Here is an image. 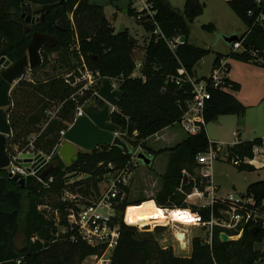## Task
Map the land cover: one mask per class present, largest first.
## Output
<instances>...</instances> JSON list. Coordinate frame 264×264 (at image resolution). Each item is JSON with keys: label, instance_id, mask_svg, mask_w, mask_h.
I'll return each instance as SVG.
<instances>
[{"label": "trees", "instance_id": "trees-1", "mask_svg": "<svg viewBox=\"0 0 264 264\" xmlns=\"http://www.w3.org/2000/svg\"><path fill=\"white\" fill-rule=\"evenodd\" d=\"M41 7L39 15L44 20L28 29L21 14L20 0H0V60L5 57L12 63L27 54L28 45L35 33L56 36L58 43L53 48H43V65L30 72L31 81L22 79L12 92V106L7 109L12 136L7 139V148L23 151L29 144V138L36 135L34 151L52 155V171L44 179L54 178L49 188H45L36 178L27 179L25 187L11 179L7 170H0V264H83L89 257L98 254L99 248L87 245L80 239L73 241L67 236L58 235L55 221L47 219L39 206L50 190L56 194L66 188L64 179L69 172L75 176H85L83 181L75 182L70 189L84 198H93L99 194V184L103 176L112 171L125 168L131 157L118 147H101L91 153L80 152L78 160L67 166L59 157L57 149L63 143L62 131H67L74 123L77 109L97 102L91 91L75 95L83 85L73 88L62 77L76 68L83 56L92 71L99 72L101 80L95 87L99 90L105 78L121 79L119 89L123 95L118 102L117 111L112 115L113 124L121 128L122 138L133 148L145 147V142L166 128L180 124L187 112L188 104L194 99L193 88L189 83L176 85L172 80L188 78L196 82V67L208 57L210 49L199 48L190 43V25L203 12L199 0H186L183 12L177 11L168 0H148L155 12V23L138 20L145 30L152 33L145 51L140 69V77L132 78L136 70L133 61V49L127 30L123 34L115 32L105 17L104 7L91 4L90 0H31ZM227 5L234 11L247 31L239 42L243 53L231 52L230 55L217 54L212 67L218 66L222 59H235L253 62L251 52L264 60V1L229 0ZM10 6L16 14L8 11ZM130 14V11H129ZM72 15V21L70 19ZM133 15V14H130ZM212 26H202L209 29ZM158 34H155L157 32ZM174 40L185 36L187 42L178 45L172 52L164 39ZM78 45V51H72ZM56 54V67L66 70L61 77L47 72L50 56ZM60 65H59V64ZM53 64V63H52ZM264 68V66H263ZM44 71L45 80L39 81L35 75ZM230 65L228 64V73ZM241 85L230 79L227 89L210 88L212 99L204 109L205 125L219 115L235 114L243 117L246 107L229 91H239ZM54 110L55 118L49 123L48 112ZM59 110V111H58ZM48 123V124H47ZM47 124V125H46ZM262 148L263 139L237 143L228 149V162H233L240 171L254 172L256 167L245 163L255 158L256 148ZM210 148L216 149L217 143H211L205 128L197 136H188L171 149L148 151L151 157L168 154V162L161 177V188L153 200H142L130 207H138L146 202L155 201L165 210H189L187 197L194 189L204 191L206 179L199 177L197 157ZM186 177V181H185ZM127 193L130 192L126 189ZM247 195L264 200V181L254 182L248 188ZM61 214V225L66 226L65 205L59 201L56 207ZM220 203L213 209L191 207L192 213L200 215L203 221H209L212 215L221 218ZM164 229L157 227L156 232H140L138 227L121 223L119 245L114 251L112 264H264V252L255 245L263 240V235H252L246 227L242 236L234 231L215 227L212 245H207L199 237L193 238L189 257H178L171 248L162 249L155 237ZM226 232L232 240L222 243L220 234ZM23 236V247L16 245L17 236ZM36 238V240H35Z\"/></svg>", "mask_w": 264, "mask_h": 264}, {"label": "rangeland", "instance_id": "rangeland-1", "mask_svg": "<svg viewBox=\"0 0 264 264\" xmlns=\"http://www.w3.org/2000/svg\"><path fill=\"white\" fill-rule=\"evenodd\" d=\"M26 3L31 4V14L40 17L39 13L41 7L34 4L31 0H24ZM91 4H96L104 7L105 17L109 24L113 27L115 32L118 33L121 25H125L127 33L130 37H135L139 40L132 52L133 61L135 64H140L145 57L144 48L150 42L152 33L145 30L142 23L138 21L136 15L139 7H136L135 0H90ZM169 3L177 11L183 12L186 0H168ZM203 5V12L198 18L190 25V43L196 47L210 49L212 53L203 59L196 67V78H206L210 75L213 62L217 54L230 55L232 48L226 43L224 37L233 36L235 34L241 37L247 31L246 26L234 13V11L227 5L225 0H199ZM8 11H12L13 15L17 10L14 6H10ZM133 14L130 15L129 14ZM22 14V11H18ZM72 15H70L71 19ZM72 21V20H71ZM202 26H212L209 29L202 28ZM31 29L32 26H24ZM72 51H77V45H73ZM244 51L241 49L239 54ZM254 57L253 62H242L235 59H229L231 71L229 76L241 85L239 91L232 93L235 98L246 107V112L243 117H238L235 114L219 115L216 119L212 120L205 126V131L211 143H217L223 146V153L220 155L219 160L215 161L212 165L213 180L219 191L218 196L226 197L228 195H245L248 193L249 186L254 182L264 181V165L257 167L254 172L240 171L234 166L233 162H228V149L235 144L234 132H238L240 139L239 143L246 141H253L255 138H261L264 141V60L259 58V55L252 53ZM57 55H51L50 63L47 67V72H51V67L56 65L54 63ZM43 58V56H42ZM53 63V64H52ZM59 64V63H58ZM76 70L80 64L79 61L75 62ZM60 65V64H59ZM89 69H91L89 67ZM66 70L62 67H56V71L52 73L54 76L61 77ZM44 71H41L35 77L39 81H44ZM31 77V74H27ZM64 76L62 77V79ZM26 80V77L23 78ZM19 83V82H18ZM17 83V84H18ZM15 84V87L17 86ZM14 87V89H15ZM13 89V90H14ZM13 92V91H12ZM117 111V109L115 110ZM55 115L57 112L54 110L49 111ZM48 112V113H49ZM171 130L164 131L158 137H151L145 142V148L139 146L136 149L131 147L132 150L141 153L143 151H160L171 149L176 145L183 142L187 135L181 129L179 124L170 128ZM118 136L122 138L121 132ZM172 137V138H171ZM123 139V138H122ZM242 141V142H241ZM64 143V142H63ZM170 146V147H168ZM138 148H142L141 151ZM84 152V151H80ZM261 152V148L255 154ZM261 155V153H260ZM263 156V155H261ZM259 158V157H258ZM260 159V158H259ZM167 154H161L157 157L153 170L142 165L139 161L138 167L134 170V178L131 181L129 199L131 204L138 203L142 200H153L154 195L161 188V175L163 174L166 166ZM197 174V173H196ZM67 181L77 182L83 181L85 176H75L73 172H69L64 178ZM26 184H27V180ZM102 189V186L99 190ZM61 193L56 194L52 189L46 197L42 199L39 206V212H42L47 219H52L57 224L56 208L59 201L61 202ZM189 210L191 207L188 205ZM192 212V211H191ZM138 227V226H137ZM157 227H162L164 230L155 235L160 247L162 249L171 248L174 254L178 257H189L191 251V242L193 238L199 237L202 240L209 236L207 229L200 226L184 227L177 224H156L147 227H138L140 232H156ZM60 226L57 227L58 232L61 231ZM183 232L186 235V251L181 248L182 242L178 239L177 233ZM23 236L19 235L16 238V245L18 248L23 247ZM36 240V238H35ZM257 250L264 252V246L255 245ZM185 251V252H184ZM91 259H86L83 264H91Z\"/></svg>", "mask_w": 264, "mask_h": 264}, {"label": "built area", "instance_id": "built-area-1", "mask_svg": "<svg viewBox=\"0 0 264 264\" xmlns=\"http://www.w3.org/2000/svg\"><path fill=\"white\" fill-rule=\"evenodd\" d=\"M135 1V10H137V6L139 7L138 11H136L137 19L155 23V12L148 0ZM158 33L157 30L155 34ZM161 38L164 39L172 52H175L178 45H181L179 43L180 37L174 40H167L162 35ZM231 48L232 52L243 50L240 42L233 44ZM76 50L79 52L78 45ZM141 67L142 62L136 65V70L131 75L132 78L140 77ZM29 73L30 71L26 72L25 75ZM63 79L68 86L73 88L78 85H83L79 91L70 97L71 99H73L75 95H83L84 91H93L91 96L101 100L98 96L99 90H95V87L101 80V76L99 72L89 69L83 56H80L78 68L65 73ZM228 79V61L227 59H222L218 66L215 68L212 67L210 75L200 82H196V79L192 78L186 80H172L178 86H181L183 83H189L193 88L194 99L188 104L187 112L184 114L179 124L186 135L197 136L202 132L205 128L204 109L207 102L212 99L210 88L227 89ZM110 80L114 88L119 89V82L122 80V77L121 79ZM86 105H88V103L77 109L75 120L83 114L82 109ZM55 115L51 114V112L48 113V123L55 118ZM65 133L66 131L61 132L62 142H64L63 137ZM233 136L237 139L238 133L234 132ZM35 140L36 135H32L29 138L27 148L23 151H19L16 147L12 150L7 148L10 165L6 170L11 179L15 176H19L21 179L25 180L33 177L45 188H49L54 178L51 177L48 181H44L40 179V175L50 165L52 155H46L42 152L36 153L33 145ZM236 143H238V140H236ZM259 148H256L255 153L259 151ZM141 149L142 148H138L140 151ZM143 152L151 157L148 151ZM24 153H33L35 156L41 155L42 161L25 162L24 159L20 158V155ZM222 153L223 146L217 144L216 149L210 148L207 152L198 155L197 164L199 168L196 170V173L199 177L208 180V183L204 191L195 188L193 193L187 197L186 203L190 207H197L199 209H213L214 205L217 203L223 206L225 205V208L221 210V218H215L212 215L209 221H203L199 214L194 213L198 220V226L207 229L209 232V236L204 239L207 245H212V235L215 227L237 232L239 234L238 237L242 236L246 227H250V231L251 229H258L259 232L257 235H263V240L259 242L258 245L264 246V200L259 201L254 196L247 194L240 196L228 195L226 197L218 196V187L212 180V165L215 161L219 160ZM260 153L255 154L253 160H245V163L251 164L261 156ZM138 154V151H134L131 162L125 168L112 170L103 176V180L99 184V188L102 186V189L99 190V194L96 197L86 199L78 192L72 191L70 187L75 183L72 181L66 183V188L61 194V202L65 205L67 225H61V214L58 210V212H56L58 216L56 226L63 228L58 232V235L67 236V234L70 233L68 237L69 240L73 241L75 239H80L89 246L99 248L98 254L88 258L92 260L91 264H112V257L115 249L119 245L121 237V223L124 222L128 224L126 221L127 210L133 205L129 199L130 192L127 193L126 189L130 190L131 181L134 178V170L139 165L137 158ZM35 163L37 164L32 168ZM28 164L30 165L29 167L26 166ZM223 214L228 215V219H225ZM179 243L181 244V242ZM182 249L186 251V243L185 247ZM20 263L21 262L18 261V264Z\"/></svg>", "mask_w": 264, "mask_h": 264}, {"label": "water", "instance_id": "water-1", "mask_svg": "<svg viewBox=\"0 0 264 264\" xmlns=\"http://www.w3.org/2000/svg\"><path fill=\"white\" fill-rule=\"evenodd\" d=\"M24 1V0H20ZM22 18L28 17L26 20L27 26L35 25L44 20V15L34 17L31 13V4L23 2L22 4ZM30 29H26L28 33ZM126 32L125 25H121L118 34ZM226 43L231 47L233 44L239 42V37L236 35L224 37ZM130 44H139V40L135 37L129 38ZM187 38L181 36L179 38L180 44H185ZM58 38L56 36L35 33L28 45L27 54L12 63L6 58L0 60V170H6L10 165V159L7 150V139L12 136V129L8 121L7 109L12 106L11 93L19 81L24 78L26 72L36 71L43 65L42 50L43 48H53L57 45ZM123 95V91L115 89L110 78H105L99 88L98 96L104 103L100 106L97 102L90 103L83 107V114L79 116L64 135V143L58 148V155L61 160L70 166L78 160L80 151L91 153L101 147H118L123 150L125 154L134 155V150L130 145L118 136L121 128L112 122V115L118 108V102ZM25 162H40L41 155L35 156L33 153H24L20 155ZM138 161L147 168L152 169L155 157H149L144 152L138 154ZM35 163L33 167H35ZM29 167L30 165H26ZM53 165H49L40 175V179L44 180L52 171ZM30 170V169H29ZM13 180L18 182L21 187L26 186L25 179L19 176L13 177ZM186 181V177H185ZM225 219L228 215L223 214ZM258 229H251L252 235L258 234ZM179 237L180 235L177 234ZM222 243H229L230 236L222 232L220 234ZM183 248V243H181Z\"/></svg>", "mask_w": 264, "mask_h": 264}, {"label": "bare ground", "instance_id": "bare-ground-1", "mask_svg": "<svg viewBox=\"0 0 264 264\" xmlns=\"http://www.w3.org/2000/svg\"><path fill=\"white\" fill-rule=\"evenodd\" d=\"M126 221L129 225L147 227L149 225L177 224L184 227L198 226L197 217L185 209L164 210L158 207L155 201L146 202L138 207H130L127 210ZM185 247L186 235L183 232L177 233Z\"/></svg>", "mask_w": 264, "mask_h": 264}, {"label": "crops", "instance_id": "crops-1", "mask_svg": "<svg viewBox=\"0 0 264 264\" xmlns=\"http://www.w3.org/2000/svg\"><path fill=\"white\" fill-rule=\"evenodd\" d=\"M229 0H225V2L227 3ZM261 1H264V0H261ZM229 34H227V36H228ZM232 35H235V34H232ZM5 58V57H4ZM2 59V58H1ZM6 60H8L7 58H6ZM228 61V64L230 65V63H229V59L227 60ZM230 71H231V66H230ZM230 73V72H229ZM25 77H26V80L27 81H31V77L29 76V75H25ZM229 79L230 80H232V81H235V80H233V78H231L230 76H229ZM236 82V81H235ZM11 97H12V93H11ZM206 126V125H205ZM170 128H172V127H170ZM170 128H166V129H164L162 132H164V131H167V130H171ZM162 132H160V133H162ZM159 133V134H160ZM238 133V132H237ZM159 134H157V135H155V136H153V137H158V135ZM239 135V134H238ZM172 138V137H171ZM236 140H238V143L240 142V139H239V136L237 137V139L235 138V144H237L236 143ZM242 142V141H241ZM234 144V145H235ZM168 147H170V146H168ZM168 158H169V155L167 154V162H168ZM260 158V159H259ZM259 158H257L255 161H253L252 163H251V165H253V166H255L256 168L257 167H261V166H263L264 165V155L263 156H259ZM156 159L157 158H155V160H154V164H155V161H156ZM167 162H166V165H167ZM154 164H153V167H154ZM153 167H152V169L151 170H153ZM165 169H166V166H165ZM164 172H165V170H164ZM164 172H163V174H164ZM162 174V175H163ZM161 175V176H162ZM212 180H213V174H212ZM213 183L215 184V182H214V180H213ZM216 185V184H215ZM217 186V185H216ZM218 187V191H219V186H217Z\"/></svg>", "mask_w": 264, "mask_h": 264}, {"label": "flooded vegetation", "instance_id": "flooded-vegetation-1", "mask_svg": "<svg viewBox=\"0 0 264 264\" xmlns=\"http://www.w3.org/2000/svg\"><path fill=\"white\" fill-rule=\"evenodd\" d=\"M31 14V13H30ZM21 17H22V14H21ZM34 17H37V16H35L34 15ZM23 20H24V22L26 23V20L28 19V17L26 16V17H24V18H22ZM33 26V25H32Z\"/></svg>", "mask_w": 264, "mask_h": 264}]
</instances>
